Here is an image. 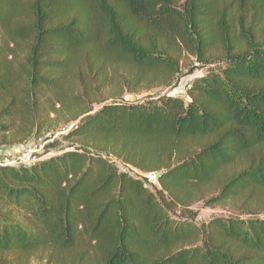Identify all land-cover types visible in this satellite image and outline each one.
Here are the masks:
<instances>
[{
  "label": "trees",
  "instance_id": "1",
  "mask_svg": "<svg viewBox=\"0 0 264 264\" xmlns=\"http://www.w3.org/2000/svg\"><path fill=\"white\" fill-rule=\"evenodd\" d=\"M249 14L262 22L264 0H0V145L80 104L82 65L172 76L178 49L207 64L187 101L112 100L72 114V148L0 164V264H264L263 217L198 223L190 208L210 190L208 205L264 197V41ZM115 161L158 172V187Z\"/></svg>",
  "mask_w": 264,
  "mask_h": 264
},
{
  "label": "rangeland",
  "instance_id": "2",
  "mask_svg": "<svg viewBox=\"0 0 264 264\" xmlns=\"http://www.w3.org/2000/svg\"><path fill=\"white\" fill-rule=\"evenodd\" d=\"M246 24L253 28L259 39L264 41V19L258 15H246ZM217 50V47L213 51ZM214 52L206 59L218 60L219 55ZM178 72L176 75H168L163 71H138L129 70L122 66H100L89 67L82 65L76 72V83L72 87V92L77 95L80 104L73 105L70 113L60 111L59 116L50 115L47 127L39 136H33L23 143L11 144L9 141L0 145V164H20L29 165L32 162L48 158L55 155L60 150L69 149V143L63 140V135L73 126L72 114L77 116L86 109L96 110L102 104L112 100H123L126 102L141 101L148 97L167 94L178 96L184 101L188 100L187 89L194 79L204 75L207 64L199 62L194 55L178 49L176 56ZM137 75H141L139 78ZM55 144L54 147H49ZM120 169L127 170L133 176L147 178L149 185L158 187L153 174H146L137 169L115 161ZM214 192H207L206 196L199 201L193 202L190 208L196 212L195 221L200 223L215 216L241 215L245 213L255 214L264 218V197L252 202L247 207H242L241 200H226L224 202L208 205L207 199ZM257 205V206H256ZM67 256L66 254H64ZM63 257V254L61 255ZM58 257L54 252H41L29 254L28 256L19 255L14 264H56ZM13 261V260H11Z\"/></svg>",
  "mask_w": 264,
  "mask_h": 264
},
{
  "label": "water",
  "instance_id": "3",
  "mask_svg": "<svg viewBox=\"0 0 264 264\" xmlns=\"http://www.w3.org/2000/svg\"><path fill=\"white\" fill-rule=\"evenodd\" d=\"M150 174H153V176H154L155 179H157L158 176H159L158 172H152V173H150Z\"/></svg>",
  "mask_w": 264,
  "mask_h": 264
},
{
  "label": "built area",
  "instance_id": "4",
  "mask_svg": "<svg viewBox=\"0 0 264 264\" xmlns=\"http://www.w3.org/2000/svg\"><path fill=\"white\" fill-rule=\"evenodd\" d=\"M33 163V162H32Z\"/></svg>",
  "mask_w": 264,
  "mask_h": 264
}]
</instances>
